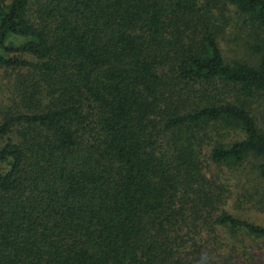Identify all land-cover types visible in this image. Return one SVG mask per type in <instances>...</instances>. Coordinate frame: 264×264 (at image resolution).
Returning a JSON list of instances; mask_svg holds the SVG:
<instances>
[{
	"label": "trees",
	"instance_id": "obj_1",
	"mask_svg": "<svg viewBox=\"0 0 264 264\" xmlns=\"http://www.w3.org/2000/svg\"><path fill=\"white\" fill-rule=\"evenodd\" d=\"M219 2L255 26L253 64L223 58ZM1 70L0 264H235L264 242L206 173L264 159V0H0Z\"/></svg>",
	"mask_w": 264,
	"mask_h": 264
},
{
	"label": "rangeland",
	"instance_id": "obj_2",
	"mask_svg": "<svg viewBox=\"0 0 264 264\" xmlns=\"http://www.w3.org/2000/svg\"><path fill=\"white\" fill-rule=\"evenodd\" d=\"M213 23L217 33V40L226 62L242 61L248 64L255 62V56L251 52L250 46L254 41L255 26H253L247 17L240 14L234 7L219 2L211 9ZM7 73L0 71V106L6 95H9L7 88L9 82ZM256 103L253 109L259 120V112H262V106ZM219 142L230 143L242 138L239 131L219 130ZM206 151L203 158H205ZM264 163V159H253L245 161L236 168H216L210 165L207 168V175L213 177L217 183L225 186L227 189L226 210L244 220L264 226V204L262 201V182L258 179L253 167ZM227 245L232 244V240L226 236ZM245 254L242 259L239 258L235 264H264V242L248 241ZM233 254V252L231 253ZM236 253L233 254L235 257Z\"/></svg>",
	"mask_w": 264,
	"mask_h": 264
}]
</instances>
